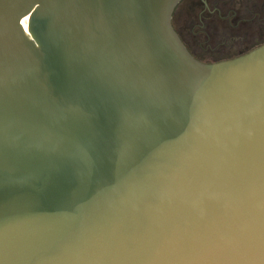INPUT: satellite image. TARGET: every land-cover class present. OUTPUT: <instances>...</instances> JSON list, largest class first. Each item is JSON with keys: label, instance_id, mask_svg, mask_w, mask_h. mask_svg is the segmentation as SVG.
Returning a JSON list of instances; mask_svg holds the SVG:
<instances>
[{"label": "water", "instance_id": "water-1", "mask_svg": "<svg viewBox=\"0 0 264 264\" xmlns=\"http://www.w3.org/2000/svg\"><path fill=\"white\" fill-rule=\"evenodd\" d=\"M179 1L0 0V264H264V42Z\"/></svg>", "mask_w": 264, "mask_h": 264}, {"label": "rangeland", "instance_id": "rangeland-1", "mask_svg": "<svg viewBox=\"0 0 264 264\" xmlns=\"http://www.w3.org/2000/svg\"><path fill=\"white\" fill-rule=\"evenodd\" d=\"M197 2L198 0H180L172 13V25L179 33L188 50L194 57L203 62H212L236 56L238 54L235 49L238 46L237 41L231 48L218 42L221 36L228 34L229 31L242 34L241 28L243 24L235 25L233 21L228 23L218 17L216 13H204L205 15L199 18L200 7H198ZM263 13L262 11L259 18L264 16ZM263 41L264 18L260 20L253 18L247 23V40L245 43L242 42L243 51H247Z\"/></svg>", "mask_w": 264, "mask_h": 264}, {"label": "flooded vegetation", "instance_id": "flooded-vegetation-1", "mask_svg": "<svg viewBox=\"0 0 264 264\" xmlns=\"http://www.w3.org/2000/svg\"><path fill=\"white\" fill-rule=\"evenodd\" d=\"M197 3L198 7H200V11L198 12L199 18L205 15L204 13H216L218 14V17L228 23L233 21L235 25L239 23L243 24L241 28L243 31L242 34L229 31L228 34L221 36L218 43L228 45V47L231 48L235 44V41H237V45L239 46L235 47L236 53H238L237 55L245 53L251 49L250 48L247 51H243L244 48L242 47V42L245 43L247 40V23L253 18H258L259 20L264 18V16L259 18V16L262 14V11L264 12V0H198ZM239 9H241V11H239Z\"/></svg>", "mask_w": 264, "mask_h": 264}]
</instances>
